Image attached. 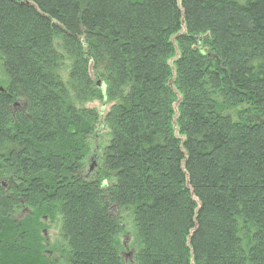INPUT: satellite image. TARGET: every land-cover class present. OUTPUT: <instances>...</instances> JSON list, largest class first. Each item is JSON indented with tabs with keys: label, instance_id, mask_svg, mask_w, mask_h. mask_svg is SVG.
<instances>
[{
	"label": "trees",
	"instance_id": "1",
	"mask_svg": "<svg viewBox=\"0 0 264 264\" xmlns=\"http://www.w3.org/2000/svg\"><path fill=\"white\" fill-rule=\"evenodd\" d=\"M0 264H264V0H0Z\"/></svg>",
	"mask_w": 264,
	"mask_h": 264
},
{
	"label": "rangeland",
	"instance_id": "2",
	"mask_svg": "<svg viewBox=\"0 0 264 264\" xmlns=\"http://www.w3.org/2000/svg\"><path fill=\"white\" fill-rule=\"evenodd\" d=\"M91 76L94 80H98L96 79L95 75L93 72H91ZM90 107H97L98 109L101 110L100 104L95 102L93 104L88 105ZM104 109V108H103ZM103 111V110H102ZM105 111V110H104ZM95 137L92 141H91V156L89 158V167H90V171H93V173L98 169L100 161H101V153H102V149L104 148V146L107 144L108 141V137H107V130L105 128H98L95 134ZM88 175H92L91 172H89L87 174ZM92 177V176H91ZM59 225L58 224H52L50 230H48L44 235L47 238V242H56L59 241Z\"/></svg>",
	"mask_w": 264,
	"mask_h": 264
}]
</instances>
